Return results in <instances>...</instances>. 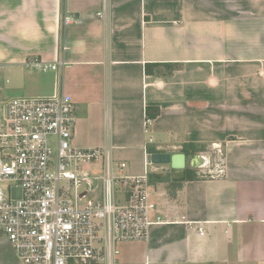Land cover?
I'll list each match as a JSON object with an SVG mask.
<instances>
[{
	"label": "crops",
	"instance_id": "1",
	"mask_svg": "<svg viewBox=\"0 0 264 264\" xmlns=\"http://www.w3.org/2000/svg\"><path fill=\"white\" fill-rule=\"evenodd\" d=\"M28 58L64 66L32 71ZM6 77L14 98L48 97L59 80L73 144L126 175L153 155H221L213 178L215 162L175 183L169 165L147 167V240L119 244L114 264H264V0H0ZM0 264H20L5 244Z\"/></svg>",
	"mask_w": 264,
	"mask_h": 264
},
{
	"label": "built area",
	"instance_id": "2",
	"mask_svg": "<svg viewBox=\"0 0 264 264\" xmlns=\"http://www.w3.org/2000/svg\"><path fill=\"white\" fill-rule=\"evenodd\" d=\"M61 23L76 20L63 15ZM24 66L45 73L64 62L28 58ZM57 84L48 97L0 101V244L20 264H114L119 244L147 240L151 158L142 175H126V164L104 149L75 146V106ZM88 164L98 165L97 175ZM223 167L219 155L209 177Z\"/></svg>",
	"mask_w": 264,
	"mask_h": 264
},
{
	"label": "water",
	"instance_id": "3",
	"mask_svg": "<svg viewBox=\"0 0 264 264\" xmlns=\"http://www.w3.org/2000/svg\"><path fill=\"white\" fill-rule=\"evenodd\" d=\"M152 164H166L175 172H182L186 168L190 170H211L213 168V156L212 154L198 153L186 161V155L184 153L174 154H159L151 157ZM15 198L19 197V190H16Z\"/></svg>",
	"mask_w": 264,
	"mask_h": 264
},
{
	"label": "rangeland",
	"instance_id": "4",
	"mask_svg": "<svg viewBox=\"0 0 264 264\" xmlns=\"http://www.w3.org/2000/svg\"><path fill=\"white\" fill-rule=\"evenodd\" d=\"M6 82L7 84H4V83ZM3 82L0 84V86H2V95H5V99H3V100H1V101H5V100H9V99H13L14 98V81H13V78H12V80H11V78H9V77H6V78H3ZM192 152V151H191ZM203 152H205V153H211L210 152V150H208V149H205ZM213 153V152H212ZM211 153V154H212ZM192 156V155H191ZM190 156V157H191ZM213 156V163L215 162V163H217V159H218V157L216 156L215 157V154H213L212 155ZM214 160H216V161H214ZM153 166V165H152ZM98 168V165H96V164H88V165H83V169H85V170H89V171H91V172H94V171H96V169ZM151 168L152 167H150L149 168V171H150V174H151V172H152V170H151ZM209 174L210 173H208V174H206L207 176H209ZM93 175H97V173L96 172H94V174ZM205 175V174H204ZM203 174H202V176H204ZM4 187V186H3Z\"/></svg>",
	"mask_w": 264,
	"mask_h": 264
},
{
	"label": "trees",
	"instance_id": "5",
	"mask_svg": "<svg viewBox=\"0 0 264 264\" xmlns=\"http://www.w3.org/2000/svg\"><path fill=\"white\" fill-rule=\"evenodd\" d=\"M158 65H146V68H145V73H151L152 71H150V68L152 67H157ZM167 67V73L168 74H170V73H172L173 72V70H175V67L176 66H174V65H167L166 66ZM184 152H186V150L184 149ZM181 174H183V177H181L180 179L178 178V179H174L173 181H171L172 183H175V182H177V181H183L185 178H193V179H195L196 178V175L194 174V171L193 170H190V169H185V170H183L182 172H180Z\"/></svg>",
	"mask_w": 264,
	"mask_h": 264
}]
</instances>
